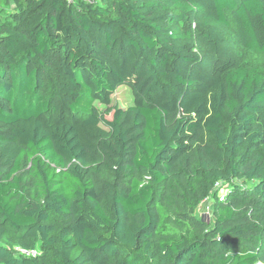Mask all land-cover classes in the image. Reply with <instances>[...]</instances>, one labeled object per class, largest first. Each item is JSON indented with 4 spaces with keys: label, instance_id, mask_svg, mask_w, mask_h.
<instances>
[{
    "label": "trees",
    "instance_id": "16d2710c",
    "mask_svg": "<svg viewBox=\"0 0 264 264\" xmlns=\"http://www.w3.org/2000/svg\"><path fill=\"white\" fill-rule=\"evenodd\" d=\"M248 53L264 0H0V264H264Z\"/></svg>",
    "mask_w": 264,
    "mask_h": 264
},
{
    "label": "rangeland",
    "instance_id": "374dc122",
    "mask_svg": "<svg viewBox=\"0 0 264 264\" xmlns=\"http://www.w3.org/2000/svg\"><path fill=\"white\" fill-rule=\"evenodd\" d=\"M247 64L259 68H264V55H256L253 53H248L247 55ZM133 96L129 90V88L125 85H121L116 88L114 94L111 97V104L110 106H118L120 108H126L132 104ZM95 105L99 109L104 110V106L100 105L99 103H95ZM112 117V112L108 113L106 115V118L110 120ZM243 185V183H242ZM227 190L225 191H220L219 196L223 195L226 193ZM212 198H209L205 200L200 207L195 211V215L199 217H205L209 218L211 216L212 212Z\"/></svg>",
    "mask_w": 264,
    "mask_h": 264
},
{
    "label": "built area",
    "instance_id": "2783aa9c",
    "mask_svg": "<svg viewBox=\"0 0 264 264\" xmlns=\"http://www.w3.org/2000/svg\"><path fill=\"white\" fill-rule=\"evenodd\" d=\"M217 187H218V185H217ZM223 198H224V194L219 196V200H223ZM17 252H19L20 254H22L24 256H28V257H35L37 255L36 250H26V249L18 248Z\"/></svg>",
    "mask_w": 264,
    "mask_h": 264
}]
</instances>
